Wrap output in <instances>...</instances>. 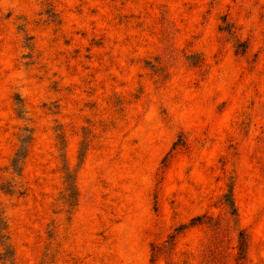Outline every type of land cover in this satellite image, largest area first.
<instances>
[{"label": "rangeland", "instance_id": "obj_1", "mask_svg": "<svg viewBox=\"0 0 264 264\" xmlns=\"http://www.w3.org/2000/svg\"><path fill=\"white\" fill-rule=\"evenodd\" d=\"M0 264H264V0H0Z\"/></svg>", "mask_w": 264, "mask_h": 264}, {"label": "trees", "instance_id": "obj_2", "mask_svg": "<svg viewBox=\"0 0 264 264\" xmlns=\"http://www.w3.org/2000/svg\"><path fill=\"white\" fill-rule=\"evenodd\" d=\"M28 48H29V46L27 45V46H26V49H28Z\"/></svg>", "mask_w": 264, "mask_h": 264}]
</instances>
